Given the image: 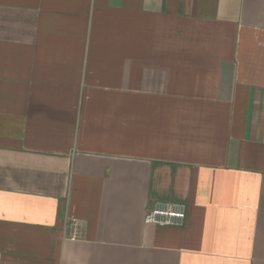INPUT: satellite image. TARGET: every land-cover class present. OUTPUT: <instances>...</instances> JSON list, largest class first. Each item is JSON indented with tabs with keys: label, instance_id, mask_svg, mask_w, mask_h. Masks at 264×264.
<instances>
[{
	"label": "crops",
	"instance_id": "0c3cea01",
	"mask_svg": "<svg viewBox=\"0 0 264 264\" xmlns=\"http://www.w3.org/2000/svg\"><path fill=\"white\" fill-rule=\"evenodd\" d=\"M0 264H264V0H0Z\"/></svg>",
	"mask_w": 264,
	"mask_h": 264
},
{
	"label": "built area",
	"instance_id": "2783aa9c",
	"mask_svg": "<svg viewBox=\"0 0 264 264\" xmlns=\"http://www.w3.org/2000/svg\"><path fill=\"white\" fill-rule=\"evenodd\" d=\"M188 217L187 206L179 202L158 201L145 217V225L160 227L182 228ZM80 223L77 219H70L66 225L68 239L80 238Z\"/></svg>",
	"mask_w": 264,
	"mask_h": 264
}]
</instances>
